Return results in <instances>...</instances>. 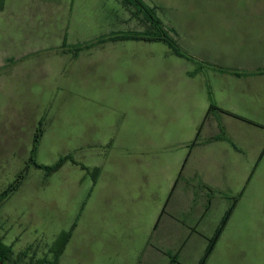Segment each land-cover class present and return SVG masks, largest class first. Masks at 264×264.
Returning a JSON list of instances; mask_svg holds the SVG:
<instances>
[{
	"label": "crops",
	"instance_id": "crops-1",
	"mask_svg": "<svg viewBox=\"0 0 264 264\" xmlns=\"http://www.w3.org/2000/svg\"><path fill=\"white\" fill-rule=\"evenodd\" d=\"M112 2L0 0V71L12 69L10 59L55 56L59 68L44 74L56 83L38 87L78 88L79 117L95 125L82 135L104 137L88 164L97 176L79 179L83 201L59 263L91 228L111 232L102 246L115 250L104 264H199L231 209L209 264L232 232H245L248 204L264 187L263 2L243 0L238 15L174 9L173 20L160 18L187 56L164 41L119 38L150 24L124 0ZM119 22L127 29L112 27ZM10 104L0 101V120L8 110L23 118Z\"/></svg>",
	"mask_w": 264,
	"mask_h": 264
},
{
	"label": "rangeland",
	"instance_id": "rangeland-1",
	"mask_svg": "<svg viewBox=\"0 0 264 264\" xmlns=\"http://www.w3.org/2000/svg\"><path fill=\"white\" fill-rule=\"evenodd\" d=\"M151 1L159 7L154 10L163 21L177 17L174 9H184L200 15H238L243 5V0ZM261 1L264 5V0ZM109 4L110 1L103 2L104 6ZM162 7L164 8L161 13ZM126 13L120 5L119 16L124 17ZM128 24L119 22L112 27L118 26L120 31H124ZM171 31L173 34V30ZM23 36L22 45L26 46V37L31 36L26 25ZM53 41H58V37L55 36ZM85 45L79 47L84 48ZM56 59L49 53L31 56L22 63H15L14 59H10L12 69L7 72L9 66L0 71L2 105L12 102L16 109L17 106L20 107L23 115L19 119L15 111L8 110L10 113L5 114L6 119L0 120V193L23 174L16 190L0 202V240L12 249L9 260L15 264H36L42 259L46 264L53 262L61 235L71 234L73 224H77V212L83 201V187L79 186V179L86 176L93 180L98 173L97 167L93 168L88 164L95 150H100L98 145L104 137L82 135L86 130L93 131L95 125L85 123L79 117L76 102L80 98L78 88L64 89L63 85L61 88L38 87L40 82L56 83L58 75L47 79L44 74V70L48 69L47 65L51 71L59 68L61 61ZM41 67L43 71L39 70ZM47 92H54V102L51 104L43 101L44 95H49ZM13 104L8 106L14 107ZM91 113L94 117L95 112ZM38 131L41 132L39 136L36 135ZM37 136L35 159L39 164L53 166L63 159L51 172L30 164ZM105 145L101 144V147L104 148ZM110 201L104 204L105 209L111 205ZM109 209L110 206L106 210ZM243 224L246 230L241 233V237L240 233L232 232L231 242H222L211 256L209 264H264V187L259 198L248 204L246 223ZM89 230V240L85 239L77 246L67 248L61 264L107 262L105 258L115 248L108 246L110 241L107 246H102V243L108 238L111 239V232L105 238L101 233L96 234L91 228ZM95 239H98L96 246ZM71 249L78 256L77 263H73L75 258ZM60 257L56 264H60Z\"/></svg>",
	"mask_w": 264,
	"mask_h": 264
},
{
	"label": "trees",
	"instance_id": "trees-1",
	"mask_svg": "<svg viewBox=\"0 0 264 264\" xmlns=\"http://www.w3.org/2000/svg\"><path fill=\"white\" fill-rule=\"evenodd\" d=\"M124 2L129 5L133 6L139 13H141L146 21L150 24L149 29L142 31V32H137L133 31L130 33H126L124 35H120L119 38H124V39H142V40H147V41H164L166 42L172 50H174L177 54L181 56H187L184 51H182L178 41L172 34L171 29L166 27L162 20L156 15L154 7H151L148 5L144 0H124ZM199 67H201V63H198ZM41 132H37L36 135H40ZM38 136L36 137V140L34 142V148L32 149L31 157H30V164L32 163L33 165L45 169L47 172H51L54 169H56L62 162L63 159L60 160V163H57L53 166H46L39 164L36 159H35V154H36V147H37V141H38ZM23 175V174H22ZM19 176V179H17L13 184L10 185L6 190H4L2 193H0V202H2L4 199H6L16 188L19 186L21 182V178L23 176ZM231 209L226 213L224 216L220 226L217 229V232L215 236L210 240L209 245L207 247V250L205 252V255L201 259L199 264H206L208 258L212 254L216 242L221 235L223 228L230 216ZM71 234L70 233H65L62 234L60 239V245L57 247L55 250V258L51 264H56L57 260L61 256L63 249L65 245L68 243L69 238ZM12 249L10 248L9 245L4 243L2 240H0V260L3 261L5 264H15L9 260L10 255H11ZM173 261H176V257H173ZM36 264H46L45 260H39Z\"/></svg>",
	"mask_w": 264,
	"mask_h": 264
},
{
	"label": "water",
	"instance_id": "water-1",
	"mask_svg": "<svg viewBox=\"0 0 264 264\" xmlns=\"http://www.w3.org/2000/svg\"><path fill=\"white\" fill-rule=\"evenodd\" d=\"M0 264H5L3 261L0 260Z\"/></svg>",
	"mask_w": 264,
	"mask_h": 264
}]
</instances>
